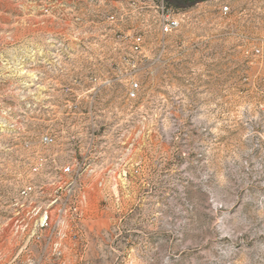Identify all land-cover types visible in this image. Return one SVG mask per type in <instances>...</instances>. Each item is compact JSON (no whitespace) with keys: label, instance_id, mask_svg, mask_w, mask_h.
I'll use <instances>...</instances> for the list:
<instances>
[{"label":"rangeland","instance_id":"obj_1","mask_svg":"<svg viewBox=\"0 0 264 264\" xmlns=\"http://www.w3.org/2000/svg\"><path fill=\"white\" fill-rule=\"evenodd\" d=\"M166 1L183 23L162 38L154 9L89 23L62 0H0V264H264V0ZM77 40L112 82L63 86ZM64 162L75 219L11 228L16 192Z\"/></svg>","mask_w":264,"mask_h":264},{"label":"built area","instance_id":"obj_2","mask_svg":"<svg viewBox=\"0 0 264 264\" xmlns=\"http://www.w3.org/2000/svg\"><path fill=\"white\" fill-rule=\"evenodd\" d=\"M60 4L64 6L71 20L89 23L100 21H107L110 24L120 23L133 19L142 10L149 15V9H154L157 14L156 30L162 38L176 32L183 23V12L168 5L166 0H62ZM228 10V6L222 7L223 13ZM146 18L145 20H147ZM124 38H126L124 42L127 44L128 53L142 52L143 31L137 30L132 35L123 34L122 39ZM76 43L77 48L74 58L69 55V76L63 86L87 87L112 82L111 78L103 80L94 74L85 72L90 68V63L86 62L89 59H86L89 51L84 47V41L77 40ZM261 53L262 46H254L250 50L246 49V63L256 64L258 62L256 60ZM126 76L128 77L127 85L129 87L127 97L133 99L136 95L138 83L132 77V72L127 73ZM50 84L57 86L59 82L54 79ZM55 142L56 137L51 132H45L39 137V143L44 147L52 146ZM39 167L40 165L33 166V171L37 172ZM57 171V174L54 175L39 176L37 186L30 185L16 192L11 203V228L21 230L60 229L66 224L67 220L75 219L73 216L79 214V204L82 198L76 193L72 194V189H76V185L80 182V175L70 162L60 164ZM50 172L52 173L53 170ZM47 184H51L53 191L46 194L44 189H46ZM79 188L82 189L81 184H79ZM76 227V224L70 225V228Z\"/></svg>","mask_w":264,"mask_h":264}]
</instances>
